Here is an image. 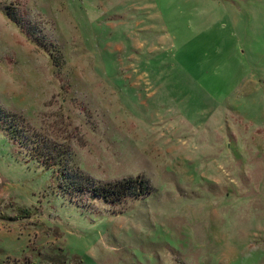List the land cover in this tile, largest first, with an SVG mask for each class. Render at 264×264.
I'll return each instance as SVG.
<instances>
[{
  "label": "rangeland",
  "instance_id": "obj_1",
  "mask_svg": "<svg viewBox=\"0 0 264 264\" xmlns=\"http://www.w3.org/2000/svg\"><path fill=\"white\" fill-rule=\"evenodd\" d=\"M0 264H264V0H0Z\"/></svg>",
  "mask_w": 264,
  "mask_h": 264
},
{
  "label": "trees",
  "instance_id": "obj_2",
  "mask_svg": "<svg viewBox=\"0 0 264 264\" xmlns=\"http://www.w3.org/2000/svg\"><path fill=\"white\" fill-rule=\"evenodd\" d=\"M20 27V25L18 24ZM52 57V53H51ZM3 126L9 131V135L15 141L18 140L22 147L27 146L32 157L42 161L48 169H51L59 177V185L64 194L71 197H83L91 193L103 202L120 203L128 199H140L153 192L149 181L142 175L127 177L114 182H96L94 179L71 173L68 168L67 150L47 146L42 138H34L28 135L26 127L20 125L14 115L6 117ZM34 135V134H33ZM29 138V142L26 141Z\"/></svg>",
  "mask_w": 264,
  "mask_h": 264
}]
</instances>
